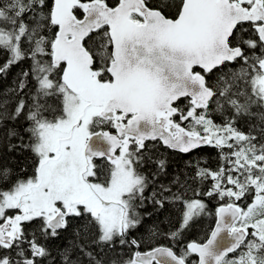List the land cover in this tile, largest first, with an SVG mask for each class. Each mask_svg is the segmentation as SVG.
Returning a JSON list of instances; mask_svg holds the SVG:
<instances>
[{
    "label": "snow or ice",
    "instance_id": "6c2138e0",
    "mask_svg": "<svg viewBox=\"0 0 264 264\" xmlns=\"http://www.w3.org/2000/svg\"><path fill=\"white\" fill-rule=\"evenodd\" d=\"M0 264H264V0H0Z\"/></svg>",
    "mask_w": 264,
    "mask_h": 264
},
{
    "label": "trees",
    "instance_id": "16d2710c",
    "mask_svg": "<svg viewBox=\"0 0 264 264\" xmlns=\"http://www.w3.org/2000/svg\"><path fill=\"white\" fill-rule=\"evenodd\" d=\"M172 159H173V162H174L175 164H182V162H183V161H182L179 157H177V156H173ZM212 207L214 208L215 205L213 204ZM165 215H167V213L161 214V215H159V216H153L149 221H147V223L158 222V221L164 219V216H165ZM174 219H175V217H174V214H173V221H174ZM209 222H210V221L206 219V220L203 222V226H204V227H207ZM200 231H201L200 228L195 229V230L190 234V235H191V238H195V237L197 236V234H198Z\"/></svg>",
    "mask_w": 264,
    "mask_h": 264
}]
</instances>
